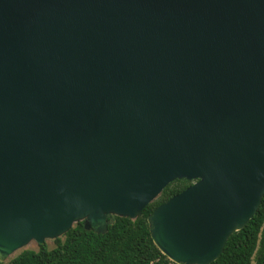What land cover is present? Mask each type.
Listing matches in <instances>:
<instances>
[{"label": "water", "instance_id": "95a60500", "mask_svg": "<svg viewBox=\"0 0 264 264\" xmlns=\"http://www.w3.org/2000/svg\"><path fill=\"white\" fill-rule=\"evenodd\" d=\"M147 215L209 264L264 195V0H0V261Z\"/></svg>", "mask_w": 264, "mask_h": 264}, {"label": "trees", "instance_id": "16d2710c", "mask_svg": "<svg viewBox=\"0 0 264 264\" xmlns=\"http://www.w3.org/2000/svg\"><path fill=\"white\" fill-rule=\"evenodd\" d=\"M191 181L176 179L142 211V217L129 219L113 216L107 231L97 234L76 222L63 236L38 248L22 249L0 264H177L168 259L153 242L147 215L182 191ZM209 264H264V195L254 216L232 233L221 255Z\"/></svg>", "mask_w": 264, "mask_h": 264}, {"label": "rangeland", "instance_id": "374dc122", "mask_svg": "<svg viewBox=\"0 0 264 264\" xmlns=\"http://www.w3.org/2000/svg\"><path fill=\"white\" fill-rule=\"evenodd\" d=\"M46 244L48 245V247H53L54 245H55V243H54V241L53 240H47L46 241ZM38 248V244L36 243V242H34V241H32V242H30L27 246H25V248L24 249H34V250H36ZM21 251V250H20ZM20 251H18V252H16V254L17 253H19ZM15 254V255H16Z\"/></svg>", "mask_w": 264, "mask_h": 264}, {"label": "flooded vegetation", "instance_id": "af4514ba", "mask_svg": "<svg viewBox=\"0 0 264 264\" xmlns=\"http://www.w3.org/2000/svg\"><path fill=\"white\" fill-rule=\"evenodd\" d=\"M192 183V182H191Z\"/></svg>", "mask_w": 264, "mask_h": 264}]
</instances>
